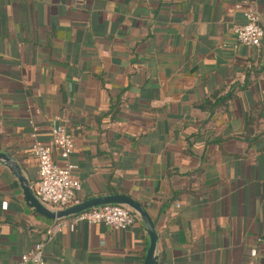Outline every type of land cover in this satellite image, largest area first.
<instances>
[{"label":"crops","instance_id":"0c3cea01","mask_svg":"<svg viewBox=\"0 0 264 264\" xmlns=\"http://www.w3.org/2000/svg\"><path fill=\"white\" fill-rule=\"evenodd\" d=\"M239 1L0 0V152L33 187L34 127L49 142L64 123L79 200L141 202L158 264H264V38L240 43ZM62 220L47 240L58 220L0 161L1 264L39 242L45 264H144L137 214L120 230Z\"/></svg>","mask_w":264,"mask_h":264},{"label":"built area","instance_id":"2783aa9c","mask_svg":"<svg viewBox=\"0 0 264 264\" xmlns=\"http://www.w3.org/2000/svg\"><path fill=\"white\" fill-rule=\"evenodd\" d=\"M237 8L245 17V22L236 26L238 40L247 46H261L264 28L261 25L259 11L248 0H240ZM32 138V152L39 168V178L33 186L36 197L53 210L79 203L77 195L82 183L75 174L78 164L71 158L75 150V141L68 127L64 123L54 126L49 142L41 140L37 128L34 127ZM70 217L74 223H104L116 230L127 229L136 221V214L130 207L115 203L91 208ZM62 221L58 220L48 229L47 240H50L57 231L62 230L64 226ZM44 246V242L37 243L32 249L23 253L20 261L15 264H45Z\"/></svg>","mask_w":264,"mask_h":264},{"label":"water","instance_id":"95a60500","mask_svg":"<svg viewBox=\"0 0 264 264\" xmlns=\"http://www.w3.org/2000/svg\"><path fill=\"white\" fill-rule=\"evenodd\" d=\"M0 161L8 165L14 174L18 177L26 198L27 203L35 208L42 215L49 217L54 220H62L68 218L74 214L80 213L82 211L99 207L109 203L123 204L130 207L135 214L142 218L146 229L150 236V246L147 252V257L144 264H158V255L156 254L157 242H158V233L155 222L153 221L151 215L148 213L145 206L130 197L127 194H111V195H101L97 197H92L84 201H80L72 206H69L60 210H53L39 201L36 197L31 181L25 175L22 166L11 153L0 152Z\"/></svg>","mask_w":264,"mask_h":264}]
</instances>
